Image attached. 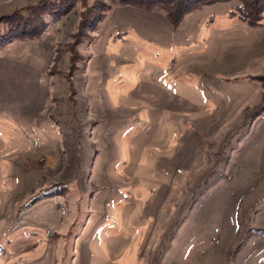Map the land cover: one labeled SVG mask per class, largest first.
Here are the masks:
<instances>
[{"label": "rangeland", "instance_id": "374dc122", "mask_svg": "<svg viewBox=\"0 0 264 264\" xmlns=\"http://www.w3.org/2000/svg\"><path fill=\"white\" fill-rule=\"evenodd\" d=\"M91 1L0 50V264H264V19Z\"/></svg>", "mask_w": 264, "mask_h": 264}, {"label": "trees", "instance_id": "16d2710c", "mask_svg": "<svg viewBox=\"0 0 264 264\" xmlns=\"http://www.w3.org/2000/svg\"><path fill=\"white\" fill-rule=\"evenodd\" d=\"M47 1V2H46ZM60 0H43L34 6H27L25 8L19 9L14 13L0 17L1 22L6 26L5 30H0V50L6 45L12 44L17 40H24L30 37H36L44 31V26L47 25L48 17L53 20L56 17V10H45L47 3L55 2L60 4ZM86 5L88 1L82 0ZM134 1V0H133ZM137 5L142 6L145 9H153L157 6L166 11L168 19L174 26L181 23L184 16L193 10H196L202 6L210 3H215L217 1L224 0H135ZM236 2V7L234 13L239 14L242 20L249 22L250 24H258L264 19V0H230ZM125 3H132V0H123ZM92 3V1H91ZM99 2H94L92 5L94 7L98 6ZM135 4V3H134ZM93 7V8H94ZM97 9V8H96ZM88 10V9H87ZM88 12V11H87ZM93 12V11H91ZM38 13V22H35L34 14ZM92 13L84 15L82 17L79 28L89 29L88 21ZM47 17V19H46ZM38 24V25H37ZM2 25V26H3ZM1 27V26H0ZM36 27V30L34 28ZM43 28V30H42ZM35 30V31H34ZM41 31V32H40Z\"/></svg>", "mask_w": 264, "mask_h": 264}]
</instances>
